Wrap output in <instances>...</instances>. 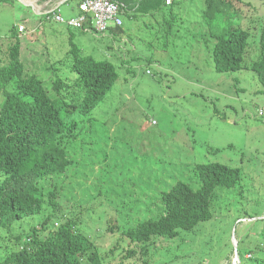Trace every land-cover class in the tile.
<instances>
[{"label": "rangeland", "instance_id": "374dc122", "mask_svg": "<svg viewBox=\"0 0 264 264\" xmlns=\"http://www.w3.org/2000/svg\"><path fill=\"white\" fill-rule=\"evenodd\" d=\"M26 3L30 4L0 0L1 60L8 61V49L18 42L25 76L44 74L49 90L57 79L65 84L77 80L72 71L75 45L81 57L108 62L119 74L110 95L94 112L70 119L79 124L69 147L74 166L67 172L75 176L69 181L65 175L42 181L46 193L56 189L62 196L59 218L49 221L48 230L73 223L86 241L82 264H92L95 253L101 264H234L236 248L240 264L248 263L254 257L249 250L264 245L263 87L253 72L215 71V42L202 19L205 0H186L180 18L154 15L152 25L141 24L135 31L126 19L124 39L119 37L122 29L95 37L59 25L55 27L62 33L56 38L48 37L47 31L18 37L21 24L41 23ZM78 4L79 0H72L62 5L66 21L79 14ZM243 4L231 22L250 33V56L255 57L264 1L244 0ZM163 17L173 24L165 25ZM164 26L168 47L161 49L163 38L158 36ZM72 33L76 39L71 45ZM148 44L155 48H147ZM78 90L72 86L68 94ZM106 155L107 162L103 161ZM207 162L242 169L235 189L216 190L212 219L172 238L156 235L149 242L132 243L129 230L164 213L165 191L177 182L201 188L196 168ZM51 214L48 210L29 219L23 230L40 227ZM18 232L16 227L12 235ZM39 236L47 237L41 232ZM7 239L4 235L0 240L3 260L12 253L5 250L10 245Z\"/></svg>", "mask_w": 264, "mask_h": 264}, {"label": "trees", "instance_id": "16d2710c", "mask_svg": "<svg viewBox=\"0 0 264 264\" xmlns=\"http://www.w3.org/2000/svg\"><path fill=\"white\" fill-rule=\"evenodd\" d=\"M168 1L142 0L137 10L157 16H168L169 13L170 18H180L181 5L186 0H171L170 4ZM243 1L205 0L203 26L206 25L209 37L215 42L212 54L215 71L253 72L264 94V24L260 46L256 56L251 57L250 33L231 22L232 15L239 14L244 6ZM163 23L168 26L173 21L164 18ZM55 25L60 26L53 22L46 25L45 34L47 31L48 37H55L48 32V28H56ZM166 28L164 26L163 35L158 36L163 38L161 49L168 47ZM75 47L72 71L77 80L73 84H65L57 79L50 90L44 74L40 77L25 76L18 42L8 49L7 62L0 59V240L4 235L8 236L10 245L5 250L12 251L6 259L0 257V264H82L80 258L87 252L86 241L77 234L73 223L48 230L49 221L59 218L56 213L61 211L58 199L62 196L61 191L56 189L46 193L42 181L62 175L69 181L75 176L67 172L74 166L69 147L78 135L75 131L79 124L71 123L70 119L78 114L86 116L94 112L110 95L119 74L108 62L91 56L81 57ZM150 48L155 47L149 44ZM72 86H77L79 90L76 94L70 93L74 95L70 98L68 92ZM63 91L67 93L63 94ZM50 92L56 93L57 97H52ZM107 160L108 155L103 157V161ZM196 169L201 188L194 190L187 183L177 182L165 191L161 198L164 213L129 230L127 236L132 243H146L156 235L172 238L179 235V231H190L200 223L210 221L216 190H233L241 183V168L207 162L200 163ZM260 171L264 174V170ZM80 183L82 181L75 185ZM48 210L53 214L43 219L40 227L34 226L28 232L23 230L25 222L46 214ZM16 227L19 232L12 235ZM40 232L47 237L42 239ZM2 249L0 246V253ZM249 252L254 253V257L246 264H264L261 258L264 256V245H256ZM91 262L101 264L97 253L91 257Z\"/></svg>", "mask_w": 264, "mask_h": 264}, {"label": "built area", "instance_id": "2783aa9c", "mask_svg": "<svg viewBox=\"0 0 264 264\" xmlns=\"http://www.w3.org/2000/svg\"><path fill=\"white\" fill-rule=\"evenodd\" d=\"M42 1V0H37ZM60 2L45 1L39 6L42 15L55 23L67 25L84 33L105 37L112 28H120L123 25V15L126 9L113 0H81L79 15L66 21L60 12ZM171 0L168 1V4ZM19 33H26V27L20 26Z\"/></svg>", "mask_w": 264, "mask_h": 264}, {"label": "crops", "instance_id": "0c3cea01", "mask_svg": "<svg viewBox=\"0 0 264 264\" xmlns=\"http://www.w3.org/2000/svg\"><path fill=\"white\" fill-rule=\"evenodd\" d=\"M45 1H49V0H43L41 2V4H43ZM59 0H52V3H56L58 2ZM142 1V0H125V2H123V0H121V4H123L125 6V8L127 9V13H126V17L124 19V22H126V19L130 22H132L131 24V31H135V29L140 26L141 24H144V25H152L151 23V19L153 18L154 15L156 14H152V13H139L138 12V6H139V2ZM28 5V4H26ZM41 8H42V5H41ZM35 11L39 14V10L38 9H35ZM40 16V19H41V14H39ZM149 20V23H146V21ZM141 21V22H139ZM157 24H160L159 22L156 21ZM47 24V23H46ZM126 24V23H125ZM124 24V26H125ZM26 26L30 27L28 22L25 24ZM46 26V25H45ZM34 27V26H32ZM38 27V26H37ZM141 28V27H140ZM48 32L50 33V35H55L54 38H56L59 33H62V31H58V29L56 28H48ZM40 33V31H39ZM128 33L127 31H125V29L123 28L122 29V32H121V35L119 36L120 38L123 37V39L125 38V34ZM41 35H44L45 33H40ZM75 39H76V36L74 33H72L70 35V42H71V45L72 44H75ZM122 39V40H123ZM144 40V39H143ZM140 48V47H139ZM147 48H149V44L147 45Z\"/></svg>", "mask_w": 264, "mask_h": 264}, {"label": "clouds", "instance_id": "9594fccd", "mask_svg": "<svg viewBox=\"0 0 264 264\" xmlns=\"http://www.w3.org/2000/svg\"><path fill=\"white\" fill-rule=\"evenodd\" d=\"M19 1H21V2H23V3H25L24 1H22V0H19ZM31 3L30 4H28L29 6H32L34 9H38L39 10V6L41 5V2L43 1H37V0H29ZM60 1H62L61 3V7H62V5L63 4H68L70 1H72V0H59L58 2H60ZM113 1H115V2H117V3H119L122 7H123V9H126L125 8V6L123 5V4H121L120 2H118V1H116V0H113ZM80 3H81V0H79V4H78V11H79V6H80ZM27 4V3H26ZM61 7H60V11H61ZM126 13H127V9H126V12H125V14L123 15V25L120 27V28H112L111 30H110V32L113 34V32L114 31H117V30H121V29H123L124 28V24H125V22H124V19H125V17H126ZM39 14H41V23L38 25V27H37V25H36V27H28V26H26L24 23L23 24H21L22 26H25L26 27V33H24V34H20V33H18L19 35H23L22 37H24L25 36V34H32V33H34V34H36V32H39L40 31V33H45V25H47L48 23H52V22H50L51 20H47V21H45L47 18H46V16L44 17L43 15H42V13L40 12V10H39ZM79 15V14H78ZM77 15V16H78ZM76 16V17H77ZM47 23V24H46ZM53 23H55V22H53ZM57 24H59V23H57ZM60 26H65V27H67L68 29H71V30H73V28H70L69 26H67V25H63V24H60ZM19 30V29H18ZM76 30H78V29H76ZM79 31V30H78ZM19 32V31H18ZM82 32V31H81ZM82 33H84V32H82ZM92 35V34H91ZM107 36V35H106ZM105 36V37H106ZM95 37H97V36H95ZM235 245H237V243H235ZM235 247H237V246H235ZM235 254H236V259L238 258V260H236L235 259V261H234V264L236 263V264H240V258H239V255H238V252H237V248H236V250H235Z\"/></svg>", "mask_w": 264, "mask_h": 264}, {"label": "bare ground", "instance_id": "6f19581e", "mask_svg": "<svg viewBox=\"0 0 264 264\" xmlns=\"http://www.w3.org/2000/svg\"><path fill=\"white\" fill-rule=\"evenodd\" d=\"M22 1H24V2H26V1L30 2L29 0H22ZM30 3H31V2H30Z\"/></svg>", "mask_w": 264, "mask_h": 264}, {"label": "water", "instance_id": "95a60500", "mask_svg": "<svg viewBox=\"0 0 264 264\" xmlns=\"http://www.w3.org/2000/svg\"><path fill=\"white\" fill-rule=\"evenodd\" d=\"M236 260H238V258H237ZM235 264H236V263H235Z\"/></svg>", "mask_w": 264, "mask_h": 264}]
</instances>
